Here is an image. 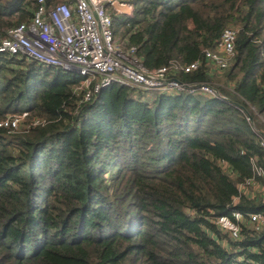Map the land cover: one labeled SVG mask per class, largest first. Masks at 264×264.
<instances>
[{"label": "trees", "instance_id": "obj_1", "mask_svg": "<svg viewBox=\"0 0 264 264\" xmlns=\"http://www.w3.org/2000/svg\"><path fill=\"white\" fill-rule=\"evenodd\" d=\"M120 1L114 35L146 67L200 60L178 78L223 97L110 85L84 101L78 73L0 52V121L28 112L0 127V264H264V226L246 217L234 239L216 223L264 216V178L240 189L264 169V0ZM35 9L0 3V42ZM227 27L217 79L204 51Z\"/></svg>", "mask_w": 264, "mask_h": 264}, {"label": "built area", "instance_id": "obj_2", "mask_svg": "<svg viewBox=\"0 0 264 264\" xmlns=\"http://www.w3.org/2000/svg\"><path fill=\"white\" fill-rule=\"evenodd\" d=\"M15 2L17 0L9 3ZM123 6L128 9L124 10ZM114 11L131 14L132 7L120 0H54L50 4L47 0H36L34 15L29 21L7 30L0 42V52L26 56L43 65L78 73L82 80L76 89L83 92L84 101L92 99L110 85L169 93L202 92L223 97L210 83H187L178 78L181 72L192 73L199 69L202 66L200 60L187 64L172 61L155 69L146 67L137 54L136 46L126 47L116 39ZM237 35V29L227 27L218 47L204 51L211 73L213 69L223 71L228 68ZM27 115L28 112L10 116L0 121V127L17 129ZM262 145L264 147V141ZM257 177L264 178V169L260 166H255V176L242 184L240 189L261 188ZM246 217L256 229L264 226L261 213H245L237 209L220 215L216 223L232 238L238 239Z\"/></svg>", "mask_w": 264, "mask_h": 264}, {"label": "rangeland", "instance_id": "obj_3", "mask_svg": "<svg viewBox=\"0 0 264 264\" xmlns=\"http://www.w3.org/2000/svg\"><path fill=\"white\" fill-rule=\"evenodd\" d=\"M0 1L3 2V3H5V2H12L14 0H0ZM116 39L120 40V37H116ZM212 74H213V76H216L217 79H219V78L222 79L221 78L222 77V72L221 71H217L216 69H213Z\"/></svg>", "mask_w": 264, "mask_h": 264}, {"label": "bare ground", "instance_id": "obj_4", "mask_svg": "<svg viewBox=\"0 0 264 264\" xmlns=\"http://www.w3.org/2000/svg\"><path fill=\"white\" fill-rule=\"evenodd\" d=\"M123 9L126 10V9H128V8H127V6H123Z\"/></svg>", "mask_w": 264, "mask_h": 264}]
</instances>
